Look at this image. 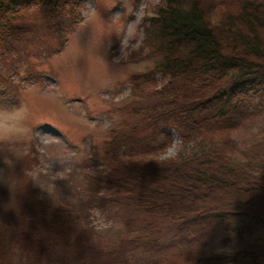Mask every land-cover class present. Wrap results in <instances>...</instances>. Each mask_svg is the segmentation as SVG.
I'll return each instance as SVG.
<instances>
[{
    "label": "trees",
    "instance_id": "trees-1",
    "mask_svg": "<svg viewBox=\"0 0 264 264\" xmlns=\"http://www.w3.org/2000/svg\"><path fill=\"white\" fill-rule=\"evenodd\" d=\"M84 3L0 0V104H16L20 68L40 77L32 58L52 55L45 39L71 33ZM141 26L129 60L151 65L129 74L85 194L32 186L34 155L11 171L0 264H264V0H162ZM170 131L179 147L164 156ZM102 204L133 234L97 240L86 206Z\"/></svg>",
    "mask_w": 264,
    "mask_h": 264
},
{
    "label": "rangeland",
    "instance_id": "rangeland-1",
    "mask_svg": "<svg viewBox=\"0 0 264 264\" xmlns=\"http://www.w3.org/2000/svg\"><path fill=\"white\" fill-rule=\"evenodd\" d=\"M141 2L85 0L71 33L45 39V47L53 48L52 55L46 60L32 58L40 77L31 82L20 68L16 80L24 87L15 105L26 103L29 119L20 134L0 141V212L15 192L10 173L26 154L34 155L37 163L22 170L41 192L70 203L77 201L74 193L85 192L81 188L84 175L96 168L90 152L100 149L108 128L121 118L115 108L130 99L129 74L151 65L150 61L129 60L141 45V23H131ZM161 2L143 0L139 15H153ZM170 133L172 145L164 156L174 155L179 147L178 137ZM86 208L93 216L90 231L97 240L133 234L131 224L113 217V207ZM169 236L166 232L163 240ZM12 261L24 264L17 254Z\"/></svg>",
    "mask_w": 264,
    "mask_h": 264
},
{
    "label": "clouds",
    "instance_id": "clouds-1",
    "mask_svg": "<svg viewBox=\"0 0 264 264\" xmlns=\"http://www.w3.org/2000/svg\"><path fill=\"white\" fill-rule=\"evenodd\" d=\"M158 2V0H157ZM143 0L139 7L135 10V20L131 23L138 25L142 22L143 17L139 13L143 10ZM29 119V108L26 103L20 101L18 105L0 104V141L18 135L25 128V122ZM158 164L160 160L156 161Z\"/></svg>",
    "mask_w": 264,
    "mask_h": 264
}]
</instances>
